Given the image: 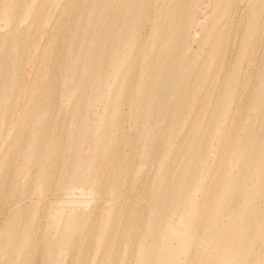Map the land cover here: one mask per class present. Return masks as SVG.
<instances>
[{"label": "bare ground", "instance_id": "bare-ground-1", "mask_svg": "<svg viewBox=\"0 0 264 264\" xmlns=\"http://www.w3.org/2000/svg\"><path fill=\"white\" fill-rule=\"evenodd\" d=\"M30 1V11H38L42 6L40 0ZM106 1L109 3L108 7L106 9L105 6L101 10L98 19L91 21L87 17L89 11L85 12L88 23L85 26H78L72 19L76 12H73L72 18L66 19L70 16L69 3L67 0H61L44 20L37 44L32 45L24 43L32 34L30 31L32 25L27 24L22 29L13 25L16 21L14 0H0L2 11L0 46L4 51L3 59L0 61V97L3 95V99L13 102L14 99L9 97L8 89L18 83L20 89L28 96L25 101L20 102V115L31 111L34 119L39 118L41 104L38 101L35 105L31 103L34 94L41 92L39 87H35L37 72L43 56L51 52L54 30L61 26L64 29L60 41L61 50L65 47L64 55L69 53V58L63 57L64 64L62 61L58 66L61 80L67 74L76 79L80 76L79 71L83 70L88 74V82L83 84L81 94L83 95L84 91L87 93V86L91 87L96 76L93 78L94 75L90 72L91 65L83 61L87 59V53L81 49L83 45L81 40L88 37L97 44L108 45L117 51L122 46H127L125 41L120 44L121 33L115 31L116 25L120 22L115 13L121 10V0ZM255 3L260 14H256V10L254 14L248 11L250 5ZM223 4L231 5L225 13L232 20L239 22L242 46L237 51L234 61L228 62L226 66L215 62L213 75L206 85L199 86L194 99L187 94L191 89L197 90V87L187 82L184 72L180 71L176 94L174 93L175 103L186 111L184 122L192 114L199 119L207 110L209 97L211 99L215 97L212 118L214 111L218 110L222 103L218 133L208 139L211 150H214L215 146L220 148L231 142L232 132L235 134L234 138L237 135L257 137L254 130L264 126V0H246L243 4L236 2L234 5L232 0H223ZM90 10H93V7ZM131 11V6L124 9L126 14ZM109 15L111 17H108ZM128 23L130 27L133 21L128 20ZM84 42L86 43V40ZM70 52H74L81 59V63L76 64L70 57ZM20 53L30 54L25 67H21L16 61V56ZM56 76L60 78L58 74ZM110 77V82L104 86L101 83L97 89L105 90L109 85L111 90L117 84L116 74L107 76V79ZM75 89L77 91V87ZM166 89L164 87L165 91ZM239 90L242 91L240 94ZM170 99L171 96L164 94L161 100ZM243 105L246 107L244 115L238 114L237 110L240 111ZM71 106L70 99L62 102L63 108H59L58 118L68 114ZM106 110L107 108L104 112ZM91 112L97 114L96 111ZM153 112L154 110H151V113ZM170 113L173 114L168 108L159 109L156 112V115H159L158 121L161 119L160 122H163ZM126 114L120 112V122L122 121L123 126L114 131L101 126L91 130L85 128L77 133L75 130L62 129L61 126L65 125L63 121L55 123L50 130L32 125L13 129L0 126V264H149L154 259L146 263L142 253L152 248L158 255L162 233L166 239L162 242L165 252L162 257L158 256L160 264H257L254 248L256 242L260 240L259 236L264 234V227L258 225L260 218L249 217L255 209L251 205H246L247 191L238 193L242 203L240 207H230L219 215L205 216L195 223L196 209L181 205L176 212L174 211L177 187L170 191L173 199L167 200L170 199V195L166 197L162 192L156 191L152 196L150 193L147 202L148 194L140 196L141 190L135 193L137 189L129 186V180L126 184L124 170L127 171V167L133 162L131 151L126 152L131 143L126 140L130 132V127L125 124ZM0 115L1 118L6 116L1 113ZM91 120L85 121L88 124ZM155 122L157 120L152 121ZM211 124L210 121L202 133L204 140ZM160 133L161 130L157 134L161 135ZM147 139L146 136L145 140ZM155 139L160 143L165 142V139L163 141L158 136ZM105 140L108 142L104 145ZM148 140L146 143H149ZM239 141L233 145L229 143L228 146V150L231 147V152L232 148L236 150L238 157L234 168L227 174L229 178L241 167L242 171L246 159L253 157L258 150L259 155L264 153V141H260L257 151L256 146L248 151ZM202 146L194 144L190 161L194 162L193 159L198 157ZM146 148L149 149L150 146ZM210 155L209 152L207 160L211 158L212 165L216 164L217 158ZM242 159L245 163L241 161ZM255 159L258 160V157ZM203 164L202 162L201 165ZM263 166L264 161L260 165L256 164L252 173L255 178L260 177ZM169 173L171 170L167 168L165 175ZM123 183L127 186L126 190ZM203 190L198 189L199 194L194 197L195 202L199 200V195L204 194ZM229 193L230 188L227 187L221 194ZM85 197H90L94 201L90 210L85 209L89 207L88 204L80 202ZM219 198L222 200L220 195ZM114 199L118 200L112 202ZM144 199L145 202L140 205L139 202L142 203ZM139 206L141 208H137ZM105 211H108L111 222L107 226H99L97 238L94 240L97 244L104 243L103 250L95 253L91 250L85 257L83 231L79 226L71 230L68 225H78L77 223L83 220L92 221L94 223L92 225H101L100 223L105 221ZM156 211L165 213V216L155 214ZM180 211L186 224L183 238H192L196 244L201 245L199 252L196 249L189 251V247L187 249L178 245L172 248L171 241H167L171 233L177 229V220L173 216L180 215ZM258 211L259 215H263L261 220L264 225V207ZM136 217L140 218L138 221L140 226L133 238H129L126 233L131 232L134 225H137ZM225 217L227 221H224ZM192 231L195 233L192 234ZM202 241H205L204 244ZM263 242L264 240L259 242L261 248ZM241 243L245 247L240 251L236 249V244ZM249 245L252 250L246 252V248H250Z\"/></svg>", "mask_w": 264, "mask_h": 264}, {"label": "rangeland", "instance_id": "rangeland-1", "mask_svg": "<svg viewBox=\"0 0 264 264\" xmlns=\"http://www.w3.org/2000/svg\"><path fill=\"white\" fill-rule=\"evenodd\" d=\"M245 1L232 0V3L233 5L236 2L243 4ZM14 2L16 21L13 25L22 29L27 24H31L30 31L32 34L24 40V43L36 45L42 32L44 20L59 5L61 0H40L42 6L38 11H30V0H14ZM67 2L69 3L68 12L70 16H67L66 19L72 18L73 12H76V16L72 19L78 26H85L88 23V18L91 21L98 19L101 10L105 6L107 9L109 4L106 0L95 2L67 0ZM121 3V10L115 13L116 17L120 18L115 31L121 33L119 35L122 37L120 44L125 41L127 46H122L117 51L108 45L97 44L88 37L81 40L83 44L81 49L87 53V59L83 61L91 65L90 72L93 73V78L96 76L91 87L87 86V93L84 91V94H81L83 84L88 82V74L85 71L80 70V76L76 79L67 74L61 80L58 66L60 62L62 63L64 56L69 58V53L64 55L65 47L61 50L60 41L64 30L61 26L54 30L51 52L43 56L37 72L38 78L35 87H39L41 92L34 94L31 103L35 105L38 101L41 104L39 118L34 119L31 111L23 116L20 115V102L25 101L28 96L16 83L8 89L9 97L14 99L13 102L3 99V95L0 97V113L6 115L2 118L0 115V126L13 129L32 125L50 130L55 123H62L63 121L65 125L61 126L62 129L75 130L78 131L77 133L82 132L85 128L91 130V128L98 129L101 126L114 131V129L117 130L123 126L122 121L120 122V112H126L125 124L128 128L130 127L126 140L131 142L126 152L131 151L133 162L127 167V171L124 170V179L125 182L129 180L130 187L137 189L135 193L141 190L140 196L148 194V202L150 193L152 196L156 191H160L166 197L170 195V199L167 198V200H171L174 197L170 191L177 187V197L173 205L174 211L176 212L181 205L185 208L196 209L197 219L195 223H198L202 217H209L212 214L219 215L230 207H240L242 203L238 193L242 194L247 191L248 194H245L247 197L245 199L246 205H251L255 209L249 217L260 218L258 225L264 227L261 220L263 215H259L258 211L264 207L261 206L264 205V166L258 179L252 175L256 164L260 165L264 161V153L259 155L258 150L260 141H264V126L254 130L257 137H238L237 135L234 138L235 134L232 132L230 134L231 142L229 141L220 148L215 146L214 150H211L208 139L210 140L213 135L218 133L222 103L218 110L214 111L212 118L215 97L212 99L209 97L207 110L202 113V116L197 119L192 114L184 122L186 111H183L174 100L180 71L184 72L187 82L197 87V90L191 89L187 94L188 97L194 99L199 86L206 85L208 79L213 75L215 62L218 61L226 66L228 62L234 61L237 51L242 46V40L239 22L232 20L225 13L231 5L225 6L223 0H121ZM128 6L132 7V11L126 14L124 9ZM92 7L93 10H90ZM255 10L256 14H260L256 3L250 5L248 9L250 14H254ZM88 11L87 18L84 13ZM0 15H2L1 10ZM128 20L133 21L130 27ZM3 55L4 51L0 46V61L3 59ZM121 55L122 57H120ZM29 57V53H20L16 56V61L21 67H25ZM70 57L76 64L81 63V59L74 52H70ZM181 57L183 58L181 59ZM12 59L14 60L13 57ZM113 73L116 74L115 82L117 84L111 90L109 85L105 90L104 88L102 90L97 89L101 83L104 86L108 81L110 82L111 77L107 79V76ZM194 81L196 82L193 83ZM164 87L167 88L166 91ZM241 92L239 90L238 93ZM164 94L171 96L170 101L161 100ZM69 99L72 102L70 112L58 118L59 108H63L61 107L62 102H67ZM106 108L107 110L104 112ZM161 108H168L173 112V114H168L163 122H160L161 119L158 121L159 115H156V112ZM151 110L154 112L151 113ZM245 110L246 107L243 105L240 111L237 110V113L244 115ZM91 111H96L97 114H93ZM89 119L92 120L87 124L86 121ZM154 120L157 122L152 123ZM210 121L212 122L211 128L204 140L202 133ZM159 130L162 131L161 135L157 134ZM257 131L258 133H256ZM146 136L148 139L152 138V140L147 139L149 143H146ZM157 136L163 141L165 139V142L160 143L155 139ZM238 141L247 147L248 151L256 146L258 152L257 154L254 153L253 157L246 159V165L242 171L241 167L233 177L229 178L227 174L234 168L238 157L236 150L232 148L231 152V147L228 150V146L229 143L233 145L237 144ZM107 142L108 140H105L104 145ZM195 143L203 146L200 148L198 157L192 162L190 160ZM147 146L150 148L147 149ZM108 148L109 144L107 145ZM209 152L211 153L210 156L217 158L216 164L212 165L210 157L209 161L207 160ZM255 157H258L259 161ZM241 161L245 163L243 159ZM202 162L203 165H201ZM167 168L171 170V173L165 175ZM208 175L210 176L208 177ZM255 179L257 180L254 182ZM126 184L128 183L126 182ZM126 184L123 183L125 190L127 189ZM227 187L230 188V193L221 194ZM200 188L204 189V194L199 195V200L195 202ZM116 200L118 199H114L112 202ZM80 202L89 205L88 208H85L87 210H90L94 204L90 197L82 198ZM144 202L145 199L139 204L142 205ZM159 213L162 217L165 216V213L161 211L155 212V214ZM173 218L177 220V229L167 238V241L172 243L171 247L175 248L178 245L187 249L189 247V251L194 249L197 252L201 251L202 246L196 244L192 238H183L186 224L181 211L180 215H174ZM104 219L105 221L101 222V225H92L94 223L90 220L79 221L78 225H68L71 230L79 226L83 231L85 257L91 250L93 253L103 250L104 243H102L103 245L97 244L94 240L97 238L99 226H107L111 222L108 211L104 212ZM136 219L137 225H134L131 232L127 231L126 233L129 238H133L140 226L138 225L140 218L136 217ZM226 219L227 217L224 221H227ZM194 233L195 231H192V234ZM164 235V233L161 234L162 242L166 239ZM259 238V242L264 240V234L260 235ZM150 239H152L151 236ZM162 242L158 255L153 252L152 248L144 251L146 254L142 253L146 263L152 259L154 261L149 264L161 263L158 256L162 257L165 252ZM204 242L202 241L203 244ZM259 242H256V248H254L255 262L264 264V242L262 248L259 246ZM244 247L243 243L236 244V249H240V251ZM251 250V247L246 248V252Z\"/></svg>", "mask_w": 264, "mask_h": 264}]
</instances>
